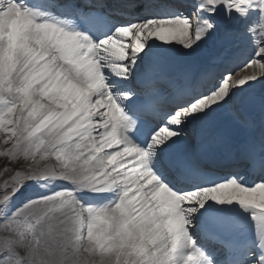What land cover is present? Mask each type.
I'll use <instances>...</instances> for the list:
<instances>
[{"label": "snow or ice", "instance_id": "obj_1", "mask_svg": "<svg viewBox=\"0 0 264 264\" xmlns=\"http://www.w3.org/2000/svg\"><path fill=\"white\" fill-rule=\"evenodd\" d=\"M0 143V264H264V0H0Z\"/></svg>", "mask_w": 264, "mask_h": 264}, {"label": "rangeland", "instance_id": "obj_2", "mask_svg": "<svg viewBox=\"0 0 264 264\" xmlns=\"http://www.w3.org/2000/svg\"><path fill=\"white\" fill-rule=\"evenodd\" d=\"M2 147H3V145H2V143H0V148H2ZM2 164H3V159L0 158V166H2Z\"/></svg>", "mask_w": 264, "mask_h": 264}, {"label": "bare ground", "instance_id": "obj_3", "mask_svg": "<svg viewBox=\"0 0 264 264\" xmlns=\"http://www.w3.org/2000/svg\"><path fill=\"white\" fill-rule=\"evenodd\" d=\"M42 163H44V162H42Z\"/></svg>", "mask_w": 264, "mask_h": 264}]
</instances>
